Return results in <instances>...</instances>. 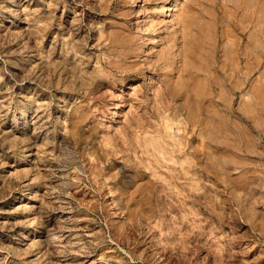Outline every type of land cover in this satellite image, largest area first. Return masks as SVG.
<instances>
[{
	"label": "rangeland",
	"instance_id": "374dc122",
	"mask_svg": "<svg viewBox=\"0 0 264 264\" xmlns=\"http://www.w3.org/2000/svg\"><path fill=\"white\" fill-rule=\"evenodd\" d=\"M170 4L0 0V264H264V0Z\"/></svg>",
	"mask_w": 264,
	"mask_h": 264
},
{
	"label": "bare ground",
	"instance_id": "6f19581e",
	"mask_svg": "<svg viewBox=\"0 0 264 264\" xmlns=\"http://www.w3.org/2000/svg\"><path fill=\"white\" fill-rule=\"evenodd\" d=\"M177 3H179V0H171V4H170V6L167 8V10H171V11L174 10V9L176 8L175 6H176ZM167 15H172V13L169 12V13H167ZM168 21H169V20H168ZM170 25H172V24H170V23L167 24V27H170ZM159 29H160V28H159ZM168 126H169V124H167V127H168ZM167 131H168V130H167ZM160 132H161V130H160ZM164 133H165V132H164ZM153 137H154V136H153ZM164 137H165V136H164ZM156 138H157V137H156ZM165 138H166V137H165ZM161 139H163V138H161ZM148 140H149V139H147V140H145V141H146V142H149ZM154 140H155V139H154ZM154 140L151 139L150 141H152V142H149V143H147V144H150V143H153V144H154V143H156V142H154ZM155 141H156V140H155ZM157 141H158L159 143L157 142L156 145H157V144L159 145V144H161L162 142H164V141H160V140H157ZM142 142H143V141H142ZM146 142H145V144H146ZM160 142H161V143H160ZM147 144H146V145H147ZM153 144H150V145H153ZM162 144H163V143H162ZM162 144H161V145H162ZM164 144H165V143H164ZM166 144H167V142H166ZM178 144H179V143H177V146H178ZM143 145H144V144H143ZM158 145H157V146H158ZM161 145H159L158 147L156 146V147H157V148L155 147L156 150H157L159 147L162 148ZM144 146H145V145H144ZM165 146H167V145H165ZM165 146H164L163 149H162L163 154H162V151L160 150V152H158V153H159V154H162V155H159V154H158V156H163L164 153L168 152V154H167V153L165 154L166 157H167V155H169V153L171 154V152L174 151L173 149H172L173 151H170V150H169L170 145H169V148H168V149H166L167 147H165ZM148 147H149V146H148ZM152 147H153V146H152ZM173 147H174V149H175V146H174V145H173ZM173 147H172V148H173ZM179 147H180V146H178V148H179ZM184 147H185V146H184ZM146 148H147V147L145 146V149H146ZM155 148H154V149H155ZM178 148H176V149H178ZM147 149H148V151L150 150L149 148H147ZM180 149H182V148H180ZM180 149H178L177 152H178ZM152 150H153V148H152ZM156 150H155V151H156ZM183 150H184V149H183ZM153 151H154V150H153ZM153 151H151V152H153ZM157 151H159V150H157ZM175 151H176V150H175ZM175 151H174V152H175ZM181 151H182V150H181ZM181 151H180V152H181ZM174 152H173V156L177 155V153L175 154ZM152 154H153V153H152ZM154 154H155V153H154ZM174 154H175V155H174ZM156 155H157V154H156ZM154 156H155V155H154ZM169 156H170V155H169ZM178 156H179V155H178ZM178 156H176V157H178ZM163 157H164V156H163ZM163 157H162V158H163ZM171 157H172V155H171ZM176 157H173L174 160H173V159H170V157L168 158V159L172 160V162L174 161L173 163H169V161H168L167 163H164V162L162 163V162H161V159H162V158L160 159L159 157H155V160H157L159 163H161V165L158 164L159 166L165 165V167L168 168V170H169V175H170L171 178L178 177L179 174H180V173L178 172V170H180V167L177 165V163L180 164V166L182 167V169H183V167H184V162L181 161V160H182L181 157H180L181 160H180L179 158L176 159ZM156 158H157V159H156ZM164 159H165V161H167L166 158H164ZM175 159H176V160H175ZM184 160H185L187 163L192 164L191 161L189 162V160H188V161H187L186 159H184ZM190 160H191V159H190ZM162 161H164V160L162 159ZM192 161H193V160H192ZM188 166H190V168H191L192 165H188ZM182 169H181V170H182ZM154 173H155V172H154ZM157 173H158V172H157ZM192 173H193V172H192ZM191 178H192V177H191ZM154 183H155V182H154ZM192 184H193V183H192ZM194 184H195V182H194ZM194 184L189 188L190 190H194Z\"/></svg>",
	"mask_w": 264,
	"mask_h": 264
}]
</instances>
